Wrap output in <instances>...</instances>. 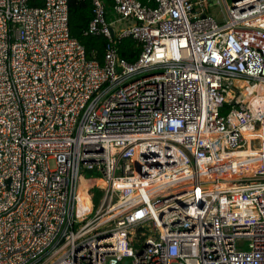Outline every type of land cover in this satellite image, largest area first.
<instances>
[{
  "label": "built area",
  "instance_id": "obj_1",
  "mask_svg": "<svg viewBox=\"0 0 264 264\" xmlns=\"http://www.w3.org/2000/svg\"><path fill=\"white\" fill-rule=\"evenodd\" d=\"M91 3L0 0V264H264V0Z\"/></svg>",
  "mask_w": 264,
  "mask_h": 264
},
{
  "label": "trees",
  "instance_id": "obj_2",
  "mask_svg": "<svg viewBox=\"0 0 264 264\" xmlns=\"http://www.w3.org/2000/svg\"><path fill=\"white\" fill-rule=\"evenodd\" d=\"M106 8L111 7V0H103ZM68 24L71 38L79 42L84 48L86 59L99 64L103 62L105 39L102 37L84 36L89 22L93 18L91 0H68ZM118 55L128 63H134L139 56V48L130 38L122 39L117 45ZM92 175H88L90 178ZM83 194V187L80 190ZM89 195L94 206H97L100 191L96 188L89 189Z\"/></svg>",
  "mask_w": 264,
  "mask_h": 264
},
{
  "label": "rangeland",
  "instance_id": "obj_3",
  "mask_svg": "<svg viewBox=\"0 0 264 264\" xmlns=\"http://www.w3.org/2000/svg\"><path fill=\"white\" fill-rule=\"evenodd\" d=\"M234 0H225L226 4L230 6ZM214 6L209 9V14L212 15L215 18H221L222 12H221V6L216 5V3H213ZM228 113V110H224L223 115H226ZM50 167L53 168L54 164L53 162H50ZM85 178H88L86 175Z\"/></svg>",
  "mask_w": 264,
  "mask_h": 264
},
{
  "label": "bare ground",
  "instance_id": "obj_4",
  "mask_svg": "<svg viewBox=\"0 0 264 264\" xmlns=\"http://www.w3.org/2000/svg\"><path fill=\"white\" fill-rule=\"evenodd\" d=\"M246 95H250V94L247 92ZM246 98H248V97H246Z\"/></svg>",
  "mask_w": 264,
  "mask_h": 264
},
{
  "label": "water",
  "instance_id": "obj_5",
  "mask_svg": "<svg viewBox=\"0 0 264 264\" xmlns=\"http://www.w3.org/2000/svg\"><path fill=\"white\" fill-rule=\"evenodd\" d=\"M232 104H234V103H232ZM125 264H127V262Z\"/></svg>",
  "mask_w": 264,
  "mask_h": 264
}]
</instances>
